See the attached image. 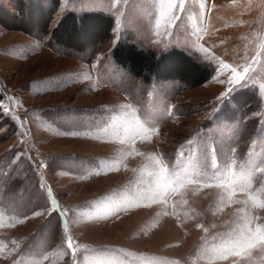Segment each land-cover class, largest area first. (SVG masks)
Masks as SVG:
<instances>
[{
  "label": "rangeland",
  "instance_id": "obj_1",
  "mask_svg": "<svg viewBox=\"0 0 264 264\" xmlns=\"http://www.w3.org/2000/svg\"><path fill=\"white\" fill-rule=\"evenodd\" d=\"M203 2V20L200 0H186L178 19L169 26L168 12L157 26V0H58L50 29L67 11L112 18L109 38L82 52L0 24V213L6 223L44 213L0 228V264H264V0L252 10L247 0ZM123 39L157 56L182 50L208 78L144 82L114 60ZM248 65L249 77L229 85ZM242 93L253 94L250 105L236 102ZM133 111L142 128L126 123ZM130 200L140 206L99 215L101 203Z\"/></svg>",
  "mask_w": 264,
  "mask_h": 264
},
{
  "label": "trees",
  "instance_id": "obj_2",
  "mask_svg": "<svg viewBox=\"0 0 264 264\" xmlns=\"http://www.w3.org/2000/svg\"><path fill=\"white\" fill-rule=\"evenodd\" d=\"M14 11L0 4V24L9 30L21 31L28 35H47L56 45L82 52L91 49L109 38L112 18L102 11H67L54 27L49 28L58 0H11ZM114 60L144 82L156 80H178L187 86L203 83L209 75L208 66L196 61L186 52L173 48L157 56L137 48L126 39L121 40L112 49ZM253 94L242 93L238 96L240 106H248ZM237 104V105H239ZM237 105L228 108L227 120H233Z\"/></svg>",
  "mask_w": 264,
  "mask_h": 264
},
{
  "label": "clouds",
  "instance_id": "obj_3",
  "mask_svg": "<svg viewBox=\"0 0 264 264\" xmlns=\"http://www.w3.org/2000/svg\"><path fill=\"white\" fill-rule=\"evenodd\" d=\"M112 2H113V6H117L116 0H112ZM185 2H186V0H157L158 8H157V19H156V22H155L156 25L159 26L162 16L166 15L168 12H171V15L167 16V22H168V24L170 26L174 20L178 19L177 13L184 10ZM232 3L236 4L237 0H232ZM204 7L205 6H204L203 0H200L201 20H203ZM245 7H247L248 10H252L256 6L252 3V0H247V4L245 5ZM189 19H192V17H189ZM239 23L243 24L244 22L243 21H239ZM197 31L201 32L203 34H207V31L204 28L197 29ZM196 48H197L198 51H201V52H209V49L205 48L203 44H199L198 43L196 45ZM258 48L259 49H264V39L261 40V43L258 45ZM210 58L220 61V66L221 67L226 66L225 62L220 60V57L215 56L214 54L210 53ZM258 60H259V52H257V55L253 58V61H255V62H258ZM249 73H250V71H245V73L243 75H239L235 80L229 81V85H237V84L241 83L242 81H244L245 79H247L249 77ZM229 90H231V87L228 90H226L224 93H222V95L226 96L228 94ZM260 90H261L262 93H264V84L260 85ZM121 107L129 108V109L131 108L130 105H122ZM126 115L130 117V119L128 121H126L127 124H129L130 126L131 125H135L136 127H141L142 128V124L139 121V118L135 115L134 111L130 112V113H127ZM116 126H117V122L114 119L113 124L111 125V128H115ZM125 131L127 132L128 129L126 128ZM152 131H155V129H153ZM232 151H233V153H235L236 150L233 148ZM45 166L46 165L41 164L42 168L45 167ZM111 167L113 169H115L116 165L113 164V165H111ZM229 169H230V174H233L231 172L232 165L229 166ZM259 170L260 171H264V167L260 168ZM165 171H166V169H165ZM95 175H100V172H96ZM86 178L87 177H81V179H86ZM177 180H179L181 183L200 184L203 187L212 186V185H210L208 183H205V182H202V181H199V180H193L191 178L180 180V178L177 177ZM42 187H43V185H42ZM47 194H48L49 201H50V204H51V208L48 209V214H50L52 211L56 210L57 202L52 197V189H51V187L47 188ZM241 203H247V201H241ZM138 206H140V205L137 204L133 200H130L127 204H121V203H119L117 201H113L111 204H103V203H101L99 215L101 217H107V216H110V215H112L114 213H117V212L128 211L130 209H134L135 207H138ZM216 211H223V206L217 208ZM238 211H243V209H240ZM41 215H44V213L41 212V211H36V212L31 213L30 217L29 216H25L22 219L21 218H17V217H11L10 219H11L12 223H6L3 213H0V228L14 227L16 224L24 223L29 218H35V217H39ZM198 227H203V226L202 225H198ZM262 227H264V226H262ZM64 232H65V235L67 236L68 235V229L66 227L64 228ZM228 235H231V233H229ZM258 238L264 239V233L259 234ZM11 243L18 246V242L15 241V240H13ZM231 243H232V241H225L223 243V245H222L223 250L225 252L229 253V254L232 252V249L230 247H228V245L231 244ZM67 247L69 248V250L72 252V254L74 256L75 255V249L72 246V241H71V237L70 236H68V239H67ZM79 247L83 248V247H86V245H79ZM6 248H7L6 244L0 243V252L5 251ZM12 250H14V249H12ZM13 264H15V262H13ZM35 264H41V261H36ZM73 264H75V261H73Z\"/></svg>",
  "mask_w": 264,
  "mask_h": 264
},
{
  "label": "snow or ice",
  "instance_id": "obj_4",
  "mask_svg": "<svg viewBox=\"0 0 264 264\" xmlns=\"http://www.w3.org/2000/svg\"><path fill=\"white\" fill-rule=\"evenodd\" d=\"M123 2H127V0H123ZM121 3V0H116V4L117 5H119ZM116 27H117V30L119 29V27H120V23H119V21L117 22V25H116ZM157 34H159V33H157ZM253 63H255V61H253ZM246 68H247V71H251V66L250 65H248V66H245ZM245 73V71H242V72H239L237 75H235L234 77H231L229 80H228V83H229V81H233V80H235L239 75H243ZM221 83H223V81H220ZM222 93H224V92H222ZM222 93H220V95L217 97V100H220L222 97H224L223 95H222ZM0 107H3L2 105H0ZM4 111H7V108H4ZM43 164V163H42ZM41 180H43V177L41 176Z\"/></svg>",
  "mask_w": 264,
  "mask_h": 264
}]
</instances>
